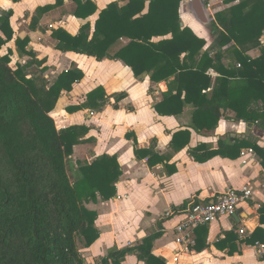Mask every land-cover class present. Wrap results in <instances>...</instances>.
I'll return each mask as SVG.
<instances>
[{"label": "trees", "instance_id": "16d2710c", "mask_svg": "<svg viewBox=\"0 0 264 264\" xmlns=\"http://www.w3.org/2000/svg\"><path fill=\"white\" fill-rule=\"evenodd\" d=\"M72 1L74 16L84 24L75 36L62 28L53 32L59 51L100 62L122 61L137 79L148 75L155 84L167 82L168 91L155 106L156 112L179 117L190 109V128L198 134L213 133L226 112L233 111L235 121L264 135V0H226L230 8L216 13L210 24L214 43L208 50L205 40L182 26L183 0H128L123 7L112 3L99 14L94 27L90 20L98 12L95 2ZM63 4L64 0H57L37 13L46 14ZM13 14L12 10L0 14V264H85L78 242L89 248L100 237L98 215L87 205L116 198L121 167L109 156L92 163L78 161L80 175L71 180L68 162L79 143L78 132L84 129L58 131L51 113L62 92H71L84 74L76 68L65 71L48 89L44 80L29 78L27 70L33 62L13 68V51L2 54L14 39ZM38 20L33 17L32 29ZM123 38L130 43L112 55L111 49ZM29 43L28 38L16 40L20 58L34 57L27 50ZM252 51H258L257 57L249 55ZM210 70L217 74L215 79L208 74ZM113 98L120 102L126 94ZM108 99L100 87L88 95L84 106L70 111L101 110ZM190 140L188 130L179 132L172 146L182 150ZM259 141L255 136L234 138L221 141L217 150L199 145L189 152L198 163H206L217 156L236 160L243 150L251 149L264 169V147ZM135 153L138 158L152 155L156 163L164 160L149 150L136 148ZM258 213L264 225V204ZM162 235L157 232L136 247L139 261L167 264L153 253ZM246 242L264 244L263 228L258 227ZM129 252L112 250L100 264H123Z\"/></svg>", "mask_w": 264, "mask_h": 264}, {"label": "crops", "instance_id": "0c3cea01", "mask_svg": "<svg viewBox=\"0 0 264 264\" xmlns=\"http://www.w3.org/2000/svg\"><path fill=\"white\" fill-rule=\"evenodd\" d=\"M93 1L98 8L90 20L93 27L99 14L110 4L118 3L123 7L128 3V0ZM56 2L0 0V14L10 10L14 13L11 18L14 39L3 48L2 54L13 51V68L18 63L26 65L33 62L27 70L29 78L44 80L48 89L63 72L75 68L81 70L84 78L74 84L71 92H62L51 116L58 131L74 127L84 129L78 132L79 143L74 146L71 157L75 169L78 161L92 163L101 156L115 157L121 167L116 198L87 205L98 215L96 227L100 237L89 248L78 242L85 264H100L101 259L115 249L131 250L123 264H144L138 260L136 247L157 232L163 235L155 242L153 253L167 264H264V255L256 245L259 242L254 245L246 242L258 227L264 230L258 213L264 204V169L258 156H240L236 160L217 156L206 163H198L189 152L199 145L217 150L221 141L228 143L234 138L250 136L259 138V145L264 147V135L244 122L235 121L233 111H227L218 128L210 134H198L190 128V109L179 117L160 116L155 106L168 91L167 82L155 84L148 75L137 79L122 61L105 59L100 62L94 57L63 53L57 49L58 42L52 38L55 30L62 28L75 36L84 23L74 16L76 5L72 0H64L62 6L38 15L39 8ZM147 8L148 4L145 13ZM228 8L230 5L226 0H183L180 8L182 26L205 40V49L208 50L214 43L210 24L216 13ZM34 16L39 20L36 28L32 29ZM0 37H3L1 31ZM26 38L30 40L27 50L32 51L34 57L20 58L16 40ZM170 38H155L153 41ZM262 42L264 44V36ZM129 43V39H121L110 53L115 55ZM249 55L255 58L258 51ZM208 74L214 79L217 77L213 70ZM100 87L109 97L104 108L70 111L84 106L88 95ZM123 93L126 98L122 101L117 102L113 98ZM91 113L95 115L91 116ZM186 130L191 133L189 145L182 150L174 149V135ZM136 148L149 150L164 160L156 163L151 159L152 155L138 158ZM245 186H249L254 195L238 210L236 217L199 227L193 232L192 244H177L174 228L192 204L210 202L228 188ZM181 208H185L183 212L175 211ZM240 229L248 232L247 239L239 236Z\"/></svg>", "mask_w": 264, "mask_h": 264}, {"label": "built area", "instance_id": "2783aa9c", "mask_svg": "<svg viewBox=\"0 0 264 264\" xmlns=\"http://www.w3.org/2000/svg\"><path fill=\"white\" fill-rule=\"evenodd\" d=\"M204 1L216 2L218 0ZM94 115V113H91V116ZM254 155L255 153L251 149L243 150L241 153V157L243 158H250ZM253 195L254 192L249 186L241 189L228 188L220 195L214 197L210 202L192 204L174 228L173 232L177 244L179 246L192 244V235L197 228L209 226L223 218L234 217L238 210L252 199ZM238 234L242 239L249 237L248 232L244 229H240ZM256 245L259 247L261 254L264 255V245L259 243Z\"/></svg>", "mask_w": 264, "mask_h": 264}, {"label": "rangeland", "instance_id": "374dc122", "mask_svg": "<svg viewBox=\"0 0 264 264\" xmlns=\"http://www.w3.org/2000/svg\"><path fill=\"white\" fill-rule=\"evenodd\" d=\"M6 49L4 50V53H6ZM68 171L70 173V177L72 180H74V177H79L80 173L74 168V165L71 161L68 162Z\"/></svg>", "mask_w": 264, "mask_h": 264}, {"label": "water", "instance_id": "95a60500", "mask_svg": "<svg viewBox=\"0 0 264 264\" xmlns=\"http://www.w3.org/2000/svg\"><path fill=\"white\" fill-rule=\"evenodd\" d=\"M234 217H236V215Z\"/></svg>", "mask_w": 264, "mask_h": 264}]
</instances>
